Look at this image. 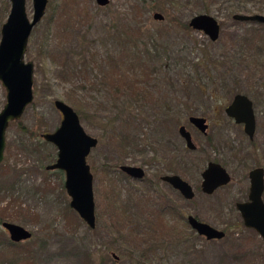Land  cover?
Segmentation results:
<instances>
[{"label": "rangeland", "instance_id": "rangeland-1", "mask_svg": "<svg viewBox=\"0 0 264 264\" xmlns=\"http://www.w3.org/2000/svg\"><path fill=\"white\" fill-rule=\"evenodd\" d=\"M248 2L264 10V0ZM230 4L212 5L221 24L212 42L186 27L205 12L200 0H111L106 7L48 0L25 56L34 64V101L10 124L0 165V217L33 233L18 252L33 264H264V240L236 208L248 200L250 171L264 168V25L234 20ZM26 7L32 19L33 0ZM10 9V0H0V41ZM238 93L254 101L252 141L225 113ZM56 100L80 109L83 127L99 141L87 158L95 229L70 207L65 174L47 170L58 150L42 135L61 124ZM5 103L0 82V111ZM190 116L207 119L206 135ZM181 125L195 151L186 147ZM209 162L232 178L212 195L201 189ZM123 165L143 168L144 179L127 176ZM167 174L188 181L195 198L162 182ZM189 216L225 237L199 236ZM3 239L10 237L0 226V257L14 256L1 247Z\"/></svg>", "mask_w": 264, "mask_h": 264}, {"label": "water", "instance_id": "water-1", "mask_svg": "<svg viewBox=\"0 0 264 264\" xmlns=\"http://www.w3.org/2000/svg\"><path fill=\"white\" fill-rule=\"evenodd\" d=\"M96 2L98 6L106 7L111 0ZM10 3L11 9L2 26L0 41V82L6 90V103L0 111V165L5 160L6 134L10 124L20 121L27 107L34 101V64L31 61L27 62L25 56L33 29L45 16L48 0H33L32 19L27 13L26 0H10ZM154 19L163 21L164 17L155 13ZM233 19L264 25L263 14H236ZM189 26L194 31L205 34L212 42L220 38L221 24L213 15H195L189 21ZM54 105L61 113L62 121L54 132L42 135L46 142L53 144L58 150L56 161L47 166V170L64 172L65 189L71 198L70 207L89 228L95 229L94 178L87 158L99 141L86 132L79 114L72 106L62 100H56ZM225 113L237 124L244 125L246 135L251 140L254 139L256 115L253 101L247 95L241 93L235 95ZM189 122L202 133H206L208 126L204 117L191 116ZM179 132L186 146L190 150H195L196 145L186 126H181ZM120 170L136 180H143L145 177V170L141 167L123 165ZM249 177L251 186L248 201L238 203L236 207L244 226L256 231L264 240V169L252 170ZM202 178V191L208 195L231 182V175L227 169L215 162L208 164ZM161 179L178 190L186 200L195 197L191 184L179 175H166ZM187 222L192 230L207 240H222L225 237V232L194 216H189ZM2 228L9 234L10 241L16 244L29 241L33 237L30 230L15 223L5 221Z\"/></svg>", "mask_w": 264, "mask_h": 264}, {"label": "trees", "instance_id": "trees-1", "mask_svg": "<svg viewBox=\"0 0 264 264\" xmlns=\"http://www.w3.org/2000/svg\"><path fill=\"white\" fill-rule=\"evenodd\" d=\"M200 1L202 3L204 2L207 6V8L205 7V12L203 14L212 15L211 14V10L213 9L212 5L216 2L218 3L220 1H224V3L225 2L231 3L230 6L228 7V9H229V16H231L232 18L236 14H247V15L263 14L264 15L263 9L249 8L248 4H247V3H249L248 0H200ZM186 27L189 28L190 26L186 25ZM141 93L142 92H138V94H141ZM238 94H240V93H238ZM235 95H237V94H235ZM76 112L79 114V116H80V114L83 113L80 109H79V112L78 111H76ZM22 129H24L26 132L29 131L25 127H22ZM3 222H5V221H3V219L0 217V226H2ZM3 240H4V242H3L4 247L3 246H1V247L2 248L6 247L8 249L10 248V249L14 250V252H13L14 256H11L8 258L0 257V264H33L30 256L24 255V254L18 252V250L20 248H22V245H23L22 243L16 244V243L11 242L8 239L7 240L3 239Z\"/></svg>", "mask_w": 264, "mask_h": 264}, {"label": "flooded vegetation", "instance_id": "flooded-vegetation-1", "mask_svg": "<svg viewBox=\"0 0 264 264\" xmlns=\"http://www.w3.org/2000/svg\"><path fill=\"white\" fill-rule=\"evenodd\" d=\"M233 98H234V97H233ZM249 98H250V97H249ZM250 99H251V98H250ZM251 100H252V99H251ZM252 101H253V100H252ZM253 104H254V101H253ZM228 106H229V105H228ZM228 106H227V107H228ZM227 107H226V108H227ZM226 108H225V109H226ZM254 111H255V105H254ZM255 115H256V112H255ZM190 117H191V116H190ZM229 118H230V117H229ZM205 119H206V118H205ZM230 119H232V118H230ZM206 120H207V119H206ZM232 120L235 122L234 119H232ZM235 123H236V122H235ZM236 124H237V123H236ZM238 125H241V126H243V128H244V125H242V124H238ZM181 126H183V125H181ZM181 126H180V127H181ZM207 126H208V127H207V129H206V133H203V134H205V135L207 134V131H208V129H209L208 121H207ZM180 127H179V131H180ZM194 127H195V126H194ZM195 128H196V127H195ZM256 128H257V118H256ZM198 130H199V129H198ZM188 131H189V130H188ZM244 132H245V131H244ZM179 133H180V132H179ZM245 134H246V133H245ZM255 134H256V132H255ZM191 135H192V134H191ZM181 137H182V136H181ZM192 138H193V137H192ZM254 138H255V136H254ZM249 139H250V138H249ZM250 140H251V139H250ZM253 140H254V139H253ZM184 141H185V140H184ZM193 141H194V140H193ZM251 141H252V140H251ZM185 143H186V142H185ZM195 145H196V144H195ZM186 147H187V146H186ZM187 148H188V147H187ZM188 149H189V148H188ZM196 149H197V145H196ZM196 149H195V150H196ZM189 150H190V149H189ZM195 150H192V151H195ZM209 163H211V162H209ZM209 163H208V164H209ZM215 163H217V162H215ZM218 164H220V163H218ZM221 165H222V164H221ZM207 166H208V165H207ZM222 166H223V165H222ZM223 167H224V166H223ZM206 168H207V167H206ZM257 168H263V167H256V168H254V169H257ZM254 169H253V170H254ZM263 169H264V168H263ZM227 171H228V170H227ZM251 171H252V170H251ZM251 171H250V172H251ZM203 172H204V171H203ZM202 174H203V173H202ZM249 174H250V173H249ZM167 175H177V174H167ZM165 176H166V175H165ZM162 177H163V176H162ZM162 177H161V178H162ZM180 177H181V176H180ZM231 180H232V178H231ZM249 180H250V177H249ZM161 181H162V179H161ZM162 182H163V181H162ZM164 183H165V182H164ZM250 183H251V181H250ZM166 184H168V183H166ZM168 185H169L170 187H172L170 184H168ZM191 186H192V185H191ZM226 186H227V185H226ZM250 186H251V184H250ZM224 187H225V186H224ZM172 188H173L174 190H176L174 187H172ZM221 188H222V187H221ZM193 189H194V188H193ZM201 189H202V185H201ZM219 189H220V188H219ZM217 190H218V189H217ZM217 190H216V191H217ZM176 191H178V190H176ZM194 191H195V190H194ZM216 191H215V192H216ZM178 192H179V191H178ZM202 192H203V191H202ZM179 193H180V192H179ZM203 193H204V192H203ZM249 193H250V189H249ZM205 194H206V193H205ZM211 195H212V194H211ZM195 196H196V194H195ZM263 196H264V195H263ZM248 197H249V195H248ZM194 198H195V197H194ZM194 198H193V199H194ZM263 200H264V198H263ZM247 201H248V200H247ZM247 201H244V202H247ZM240 203H243V202H240ZM237 204H238V203H237ZM237 204H236V205H237ZM236 208H237V207H236Z\"/></svg>", "mask_w": 264, "mask_h": 264}]
</instances>
